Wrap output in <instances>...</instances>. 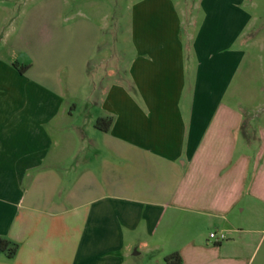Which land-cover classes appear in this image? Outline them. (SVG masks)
Segmentation results:
<instances>
[{"label": "crops", "instance_id": "0c3cea01", "mask_svg": "<svg viewBox=\"0 0 264 264\" xmlns=\"http://www.w3.org/2000/svg\"><path fill=\"white\" fill-rule=\"evenodd\" d=\"M120 1L124 35V0H33L16 18L0 0V238L16 243L0 264H243L264 212L245 0H197L196 30L178 0H131L114 49ZM100 65L117 79L96 93Z\"/></svg>", "mask_w": 264, "mask_h": 264}, {"label": "rangeland", "instance_id": "374dc122", "mask_svg": "<svg viewBox=\"0 0 264 264\" xmlns=\"http://www.w3.org/2000/svg\"><path fill=\"white\" fill-rule=\"evenodd\" d=\"M33 0H4L6 4L12 5L11 7V14L13 18H16V15L23 10L26 5ZM179 4L178 7L184 10L185 16H190L191 20L194 24V30L197 29L198 25L203 16V9L197 4V0H178ZM28 3V4H27ZM131 0H124V35L122 33V20L121 16L116 17L117 13L121 15L120 8L122 6L121 1L118 3H112L111 5L108 4L107 11L109 10V17L104 22V32L102 36V44H106L112 46V48H120L121 46L127 47L129 45L128 41V34H127V27H128V18H127V10L128 4L130 6ZM94 6H96V13L106 12L105 6L100 3V0H96ZM93 6V7H94ZM127 6V7H126ZM72 6H66L67 11H70ZM82 11L88 12V5L81 4L79 6ZM242 9H244L248 14L251 15L252 19L250 21V25L245 30L246 37L249 36L248 44L245 49V54L242 58V73H247V76L254 81L262 80V73L264 72V0H245L242 4ZM91 12L94 10L93 8L90 9ZM7 14V15H10ZM10 20V19H9ZM9 20H6L2 23L1 29H6L5 24H9ZM16 24L12 21V25ZM10 25V24H9ZM18 46V45H17ZM19 49H25V46L19 45L17 48V53H22ZM118 55V54H117ZM114 54L113 65L117 62V59ZM17 58H20L18 56ZM20 62V61H19ZM108 67V65H107ZM115 68L113 67V70ZM106 70L104 65L98 66L92 72L95 73L93 77L94 81V91L96 93L100 92V89L104 87L106 83L110 80L115 81L117 78L115 73H113L110 77H104V71ZM100 76V77H99ZM102 76V78H101ZM253 108V105H251ZM260 108L264 109V102L261 106L256 107L254 110H251V115L255 118V116L260 114ZM257 205V202L254 203V206ZM261 219H257L255 221H250L249 228L252 230L253 234V243L250 246V254L248 255L249 258L247 262L243 264H264V212L260 214ZM134 260V263L136 262Z\"/></svg>", "mask_w": 264, "mask_h": 264}, {"label": "trees", "instance_id": "16d2710c", "mask_svg": "<svg viewBox=\"0 0 264 264\" xmlns=\"http://www.w3.org/2000/svg\"><path fill=\"white\" fill-rule=\"evenodd\" d=\"M109 118L97 119L95 126L99 129L105 130L109 125ZM16 250V243L0 238V252L5 253L7 257H11ZM166 264H180L179 255L176 252L167 254L163 257Z\"/></svg>", "mask_w": 264, "mask_h": 264}, {"label": "built area", "instance_id": "2783aa9c", "mask_svg": "<svg viewBox=\"0 0 264 264\" xmlns=\"http://www.w3.org/2000/svg\"><path fill=\"white\" fill-rule=\"evenodd\" d=\"M208 237L213 238V239H217V238H222V235L220 234L219 236L216 237V233L214 231H210V232H208Z\"/></svg>", "mask_w": 264, "mask_h": 264}]
</instances>
